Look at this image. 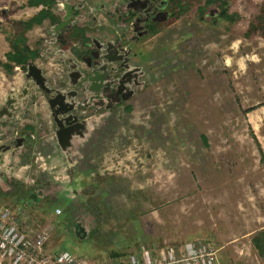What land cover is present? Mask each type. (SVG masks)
I'll list each match as a JSON object with an SVG mask.
<instances>
[{"label":"rangeland","instance_id":"1","mask_svg":"<svg viewBox=\"0 0 264 264\" xmlns=\"http://www.w3.org/2000/svg\"><path fill=\"white\" fill-rule=\"evenodd\" d=\"M29 1L0 0V210L90 264H264V0Z\"/></svg>","mask_w":264,"mask_h":264},{"label":"built area","instance_id":"2","mask_svg":"<svg viewBox=\"0 0 264 264\" xmlns=\"http://www.w3.org/2000/svg\"><path fill=\"white\" fill-rule=\"evenodd\" d=\"M49 238L46 231L27 228L20 211L0 210V257L4 264H90L70 252H50L46 248ZM128 264H217V251L205 245H188L180 256L174 249L156 256L150 249H142Z\"/></svg>","mask_w":264,"mask_h":264},{"label":"trees","instance_id":"3","mask_svg":"<svg viewBox=\"0 0 264 264\" xmlns=\"http://www.w3.org/2000/svg\"><path fill=\"white\" fill-rule=\"evenodd\" d=\"M50 1L49 0H30L29 5L32 7L46 6ZM48 13L46 11H42L38 17L33 18L27 23H23L21 29L18 32L17 35V41L12 44L14 54L10 55V60L12 62H15L18 65H27L30 61V58L32 57V52L28 47L25 46V33L29 31L33 27L35 23L41 22L43 19L47 17ZM167 19L165 17H160V19H157L156 21H153L149 27L151 28L152 33H157L158 28H160L162 25L166 24ZM63 39L61 40V46H67V44L71 43L72 41L80 42L88 44L89 40L86 38L85 32L81 28L72 27L68 29H64L62 32ZM89 48V46H88ZM89 52V49H88ZM264 235V232H263ZM262 235V236H263ZM260 241H257L256 245L260 248H264V237L262 239H259Z\"/></svg>","mask_w":264,"mask_h":264},{"label":"flooded vegetation","instance_id":"4","mask_svg":"<svg viewBox=\"0 0 264 264\" xmlns=\"http://www.w3.org/2000/svg\"><path fill=\"white\" fill-rule=\"evenodd\" d=\"M161 8H162V9H165V4H163V5L161 6ZM162 16L165 17V19L167 18V17H166V14H165L163 11L158 12L157 14H155V16H154L153 18H150V19L148 20L149 25H150L153 21H156L157 19H160V17H162ZM103 93H104V94L111 93V95H112L111 98H112L113 100H121V99L123 98L120 94H118L117 91H115V90H113V89H110V88L104 90Z\"/></svg>","mask_w":264,"mask_h":264}]
</instances>
